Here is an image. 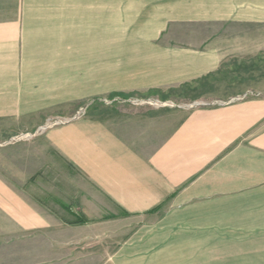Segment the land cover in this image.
Instances as JSON below:
<instances>
[{
	"label": "crops",
	"instance_id": "0c3cea01",
	"mask_svg": "<svg viewBox=\"0 0 264 264\" xmlns=\"http://www.w3.org/2000/svg\"><path fill=\"white\" fill-rule=\"evenodd\" d=\"M256 70L264 0H0V120L34 123L0 143L6 261L264 264V78L238 82ZM227 75L214 104L43 124Z\"/></svg>",
	"mask_w": 264,
	"mask_h": 264
},
{
	"label": "rangeland",
	"instance_id": "374dc122",
	"mask_svg": "<svg viewBox=\"0 0 264 264\" xmlns=\"http://www.w3.org/2000/svg\"><path fill=\"white\" fill-rule=\"evenodd\" d=\"M256 72L257 70L253 71L252 74L248 73L246 76L239 75L238 77H242L241 80L238 77L234 79V75H227L225 76L226 80L218 86L201 83L200 85L179 87L155 93H136L124 96L99 95L86 99L80 98L46 112L43 115V119L47 118V121H44L43 124L44 126L63 124L84 117L106 118L110 112L132 110L136 104L162 111H180L182 109L187 110L198 104H214L218 101L217 97L221 95L227 96L232 93L233 89H235L234 85L244 81L243 77L245 81H252V83L258 82L260 77L264 78L263 75ZM78 76L83 77V75ZM237 80L239 81L237 82ZM33 124L31 120H0V143L10 140L11 136L18 134L22 129ZM65 237H67V234H65ZM6 253L9 254V251L6 252L0 249V264H10V260L6 261V258L9 257Z\"/></svg>",
	"mask_w": 264,
	"mask_h": 264
}]
</instances>
